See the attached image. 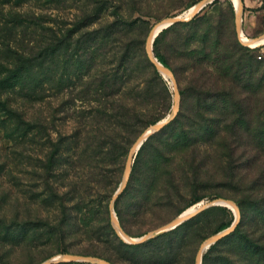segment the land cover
Listing matches in <instances>:
<instances>
[{"label": "rangeland", "instance_id": "374dc122", "mask_svg": "<svg viewBox=\"0 0 264 264\" xmlns=\"http://www.w3.org/2000/svg\"><path fill=\"white\" fill-rule=\"evenodd\" d=\"M4 1L8 0H0V33L7 22L4 19L20 12L23 18L30 17L25 23L42 19L46 28H39L49 36V43L52 28L64 35L58 52L50 48L43 67L34 69L26 89L20 92L17 86L12 93V101L29 121L14 122L0 109V264H42L51 259L73 264L70 262L77 260L70 259L73 255L98 256L114 264H197L201 243L221 224L234 221L235 207L218 204L200 214L203 209L174 232L146 246L130 247L119 243L111 232L110 225L129 242L117 230L111 204L122 227L131 236L140 237L190 207L201 206L213 198L210 196L232 198L237 204L244 201L248 195L245 185L261 174L264 43L253 51L260 61L256 73L246 75L242 82L250 81L243 94L248 97V112L242 116L250 128L242 130L237 144L228 145L233 137L231 128L221 134L214 132L221 121L236 117L230 113L231 105L205 111L199 108L204 103L197 95L203 80L228 84L222 82L229 77L218 69L214 58L234 33L237 36L235 1L213 0L198 17L175 22L161 35L159 50L177 78L178 98L171 75L158 69L160 75L155 76L146 67L147 37L156 21L187 15L200 0ZM243 4L245 35L264 34V0H243ZM34 29L21 25L11 30L12 45L34 44L38 35ZM5 58L0 45V59ZM143 75L154 77L169 92L168 109L157 104L153 114L165 113L164 119L175 106L178 111L185 103L193 123L186 143L190 139L195 142L184 147V138L174 136L179 129L172 127L163 137L146 142L148 137L143 148L134 152L127 185L113 202L125 179L131 146L153 125L132 134L125 125L122 108L135 102L145 107L139 96ZM114 76L116 83L112 82ZM211 121L216 122V128L208 125ZM258 181L264 183L262 177ZM198 196L203 198L193 203ZM256 222L249 212L243 230H252ZM239 242L230 239L221 247L230 251ZM109 253L116 261L106 258ZM209 253L210 264H227L216 249Z\"/></svg>", "mask_w": 264, "mask_h": 264}, {"label": "trees", "instance_id": "16d2710c", "mask_svg": "<svg viewBox=\"0 0 264 264\" xmlns=\"http://www.w3.org/2000/svg\"><path fill=\"white\" fill-rule=\"evenodd\" d=\"M4 1V2H9ZM218 0H214L213 2H217ZM198 12L195 14L192 19H195L199 16ZM29 15V13H28ZM24 14L17 13V16H13L12 19H4V27L2 28V32L0 33V45L3 46L4 52L7 55V58L0 59V109L10 117L11 120L16 122L18 119L24 122H28L29 120L26 118L24 110L15 105L12 101V93L15 92L18 86V89L24 91L28 84L30 83V79H32L33 71L36 67H43L44 60L49 53V49L51 48L53 53L58 52L59 45L62 40V36L64 33L59 34L60 31L55 30L52 28L54 35L53 40L48 42L49 36L44 33V31H40L39 26L42 29L46 27L43 26L41 22V18L31 19L29 23H25L29 20L28 18H23ZM36 17V16H35ZM12 22L10 24V22ZM7 25H9L7 27ZM34 26V30L38 31V35L36 37V42L32 45L28 43V45H19L16 43L15 47L12 45V42L9 37V32L16 28L17 26ZM171 26L164 28L155 38L154 41V50L155 53L160 61H162L165 65L171 67L167 62L165 56L159 50V43L161 41V35L163 32L168 30ZM71 30V29H70ZM75 30L72 31L74 34ZM54 43V46L52 45ZM216 48V47H215ZM259 48V46L251 47L249 45L244 44L238 37V34L234 33V37L229 40L228 44H225V48L221 52L220 50L215 53L216 58H214L215 63H219L218 69L222 70L223 73L229 77L228 80L222 81L223 83H228L227 85H222L219 83L218 80L208 81L203 80L198 84L197 87V95L198 100L204 103L205 111H217L220 108L221 104H229L231 105L230 113L235 115L233 119H224L219 123V127L214 130L215 133L221 134V132L231 128L233 130V137L229 139L228 145L233 146L238 143L239 138L242 139V130L246 128H250V123L243 121L244 118L242 116L246 115L248 112V105H247V95H243L246 91L248 81L246 87L242 82L246 79V75L253 76L256 73V65L260 64V61L256 60L255 49ZM145 60L147 61L146 67L151 69L155 76L160 75L158 68L150 59L149 55H145ZM130 63L134 64L131 60ZM132 78H135L134 76ZM118 81L117 76L112 78V82L116 83ZM140 81L144 82V86L141 89L139 96L142 97V104H145V107H141L138 105L137 102L130 103L126 109H123L125 112V125L127 130H130V133H139L143 132L144 129L149 124H154L159 121L163 115H155L153 114V108L155 105H159L163 110L168 109V98L169 92L165 88L164 84L156 83V79L151 76L143 75ZM162 81V79H161ZM115 93L117 91L115 90ZM156 96V102L155 98ZM146 98L149 100L146 102ZM121 109V110H122ZM202 116L210 119L208 115H204L201 113ZM190 117L187 113V108L185 107V103L181 104V107L177 111L176 115L172 118L171 121L166 123L163 127H161L158 131L151 134L146 142H150V140L154 137H163L169 130L170 127L173 129H179V131L174 135L177 138H184L185 145L184 147L193 146V142L191 139L186 143V140L190 137L193 133L191 132L190 123L193 124L189 120ZM208 125L212 128H216V122H208ZM209 128V127H208ZM200 133H198V137ZM260 137V144L264 145V133L259 135ZM240 139V140H241ZM170 140H167L168 143ZM145 143V142H144ZM125 146L128 148V143L125 141ZM144 144L142 145L141 149L143 148ZM195 146V145H194ZM234 152V149L232 150ZM231 152V153H233ZM232 160L234 154H231ZM262 177L264 179V169L262 170L261 174L254 177L253 181L250 185H245V189L248 190V195L245 196L244 201H237L240 208H241V219L235 228L234 231L226 235L225 237L221 238L217 242L213 243L208 250V254H204V262L203 264H210L211 255L209 252L215 251V249L220 252V260H224L227 264H256L262 263L264 264V183L261 184V181H258V178ZM215 197V196H210ZM203 196H198L194 201H198L202 199ZM212 198V199H213ZM217 206L208 207L204 209L201 213L210 211L212 208ZM225 207V206H224ZM226 208V207H225ZM253 213L254 218L256 219V225L253 226L252 230L244 231L243 225L245 224V220L248 213ZM195 218V217H193ZM193 218L185 220L183 223L178 225L177 227L164 231L160 234H157L149 239L139 242V243H129L125 241L116 231L112 225H110L111 232L113 236L119 241V243L130 246V247H141L146 246L150 241H153L159 237L165 236L171 232H174L178 227L181 225H185L189 223ZM232 220L225 222L219 226L217 231H220L229 225H231ZM125 228V227H124ZM125 230L130 233V231L125 228ZM216 231V232H217ZM239 242L238 246H234L230 251L225 250L221 247L225 242L228 240L235 239ZM228 251V255L224 254ZM106 258L116 261L113 253H109L106 255ZM62 262H52L50 264H59ZM70 263L73 264H90L87 261H72Z\"/></svg>", "mask_w": 264, "mask_h": 264}, {"label": "water", "instance_id": "95a60500", "mask_svg": "<svg viewBox=\"0 0 264 264\" xmlns=\"http://www.w3.org/2000/svg\"><path fill=\"white\" fill-rule=\"evenodd\" d=\"M213 0H200L198 1L196 4H194L191 8H190V13L189 15H184V14H175V15H171V16H166L158 21H156L148 34L147 37V51H148V55L150 57V59L153 61V63L158 67V69H160L161 71L169 74L172 76L173 81H174V86H175V92H176V98H178L179 96V86H178V81L177 78L174 74V71L172 70L171 67L165 65L162 61H160L158 59V57L155 55L154 51H153V43L155 41V38L157 37V35L166 27L170 26L171 24L181 21V20H189L191 19L197 12H199L205 5H207L208 3L212 2ZM243 10H244V4H243V0H240V4L239 6H237V21H236V29H237V34L239 39L249 45V46H253V42L254 39L263 36L264 34L257 36V37H252L250 40H245L243 39V22H242V15H243ZM257 46V45H255ZM177 113V106H175L174 110L172 113H170L167 117H165L164 119H161L159 121H157L156 123H154L152 125V127H150L149 129H146L137 139L136 141L133 143V145L130 148L129 154H128V158L126 161V166H127V170H126V175H125V179L122 182V184L119 186V188L116 190V192L113 195V202L117 199V197L120 195V193L124 190V188L127 185L129 176H130V171H131V163H132V158L134 155V152L136 150H138L142 144L144 143V141L154 132L158 131L161 127H163L166 123H168L169 121L172 120V118L176 115ZM227 205V206H233L236 208V217L234 219V221L231 223V225H229L228 227L216 232L215 234H213L211 237L205 239L198 250V255H197V264H202L203 261V255H204V251L206 248L211 247V245L215 242H217L218 240H220L221 238L225 237L226 235H228L229 233H231L232 231L235 230V228L237 227L240 219H241V210L239 205L236 203V201L232 198H225V197H215L207 202L202 203L201 206L195 208L192 211H183L180 215L176 216L175 218L171 219L170 221L164 223L163 225L157 227L156 229H153L151 231H148L147 233L141 235L140 237H134L131 236L120 224L119 222V218L116 214V211L114 210V206L113 203L111 204V216L114 219V221L116 222V227L117 230L120 232V234L122 236H124L125 238L128 239L129 242L132 243H139L142 241H145L147 239H149L150 237H153L157 234H160L164 231L173 229L175 227H177L178 225H180L181 223H183L185 220L191 218L194 214L198 213L199 211L214 206V205ZM70 259H77V260H82V261H96V262H101L102 264H114L113 262L105 259V258H101L98 256H93V255H82V256H78V255H73L70 257ZM60 260V259H57ZM56 259H51L48 261L43 262L42 264H50L52 262L57 261Z\"/></svg>", "mask_w": 264, "mask_h": 264}, {"label": "bare ground", "instance_id": "6f19581e", "mask_svg": "<svg viewBox=\"0 0 264 264\" xmlns=\"http://www.w3.org/2000/svg\"><path fill=\"white\" fill-rule=\"evenodd\" d=\"M234 1H235L236 5L239 6V4H240V0H234ZM189 13H190V11L187 12V15H189ZM242 36H243V39H245V40H250V39H251L250 37L246 36L244 32H243ZM250 41H251V40H250ZM262 43H264V35L261 36V37H258V38H256V39H254V42H253L252 45L255 46V45H260V44H262ZM196 207H197V206H192V207H190L189 209H187L186 211H187V212H188V211H192V210H194Z\"/></svg>", "mask_w": 264, "mask_h": 264}, {"label": "built area", "instance_id": "2783aa9c", "mask_svg": "<svg viewBox=\"0 0 264 264\" xmlns=\"http://www.w3.org/2000/svg\"><path fill=\"white\" fill-rule=\"evenodd\" d=\"M260 57H262V55H260Z\"/></svg>", "mask_w": 264, "mask_h": 264}]
</instances>
